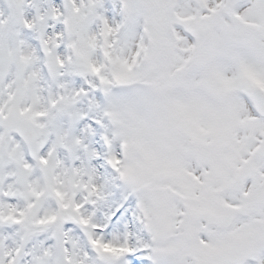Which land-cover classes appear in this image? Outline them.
Segmentation results:
<instances>
[{
	"label": "snow or ice",
	"instance_id": "1",
	"mask_svg": "<svg viewBox=\"0 0 264 264\" xmlns=\"http://www.w3.org/2000/svg\"><path fill=\"white\" fill-rule=\"evenodd\" d=\"M0 264H264V0H0Z\"/></svg>",
	"mask_w": 264,
	"mask_h": 264
}]
</instances>
